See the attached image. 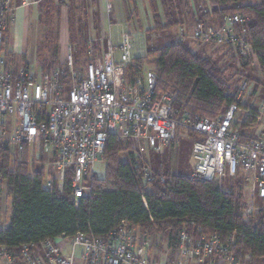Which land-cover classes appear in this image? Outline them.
Instances as JSON below:
<instances>
[{
  "label": "built area",
  "instance_id": "2783aa9c",
  "mask_svg": "<svg viewBox=\"0 0 264 264\" xmlns=\"http://www.w3.org/2000/svg\"><path fill=\"white\" fill-rule=\"evenodd\" d=\"M30 5L23 0L22 7ZM16 10L12 0H0V231L10 221L14 202L2 169L6 156L12 171L16 161L27 154L30 170L38 166L44 173V189L62 191L69 182L78 207L80 199L92 191L95 168L103 161L110 135L139 156L175 145L181 130L196 135L192 178L213 182L221 189L227 176L246 174L252 193L242 216L248 218L259 211L256 202L264 201V133L243 141L235 125L246 86L223 118L193 119L189 113L180 114L173 95L158 92L155 73L137 75L132 82L127 79L126 70L135 59L129 33H123L117 43L109 38L105 48L90 47V60L81 70L75 68L70 45L66 64L51 73L35 71L31 65L16 67L5 51ZM247 22L239 14L225 16L219 26L202 22L195 27L193 38L202 44L228 45L254 65L253 48L246 39ZM263 113L264 106L253 119L259 120ZM144 180L153 181L148 170ZM57 241L68 245V255H63ZM57 241H46L41 251L33 244L23 246L25 264H75L79 249L82 264H157L150 260L152 237L126 222L107 240L78 233ZM235 248L234 236L224 242L218 234L193 237L184 232L166 264H240ZM0 258L1 264H19L17 255L3 248Z\"/></svg>",
  "mask_w": 264,
  "mask_h": 264
},
{
  "label": "trees",
  "instance_id": "16d2710c",
  "mask_svg": "<svg viewBox=\"0 0 264 264\" xmlns=\"http://www.w3.org/2000/svg\"><path fill=\"white\" fill-rule=\"evenodd\" d=\"M248 1L161 0L166 20L152 3L154 27L150 32L165 33L181 26L191 15L196 27L202 22L219 26L225 16L239 14L248 19L246 39L253 48L254 65L246 63L237 69L235 59L243 60L228 45L225 46L236 55L222 52L220 58L214 59L219 48L214 50V55H207L205 51L193 50L187 40L176 41L173 36H164L148 49L146 56L136 57L130 63L126 70L127 79L132 82L137 75H146L145 65L154 64L158 92L171 93L174 108L180 114L189 113L193 119L223 118L236 102L243 79L254 83L256 91L259 88L264 90V0ZM77 4L76 0L69 3L43 0L38 6L36 20L43 35L36 55L42 73H51L62 66L60 35L63 7H67L65 23L75 68L81 70V66L90 60L88 39L93 31L99 34L100 15L91 11L85 0ZM182 5L187 7L184 6L185 11H182ZM107 43L106 40L105 47ZM86 55L87 60H84ZM222 58L225 64L231 62L228 68L220 65ZM8 60L16 67L20 63L30 65L24 55L10 53ZM231 70L236 72L231 74ZM251 120H254L253 116ZM189 135L196 137L192 133ZM240 135L243 141L255 139L244 133ZM125 145L114 135L108 137L103 154L105 176L93 178L91 193L80 199L78 207L69 182L62 191L44 189V173L38 166L30 170L27 154L22 161H16L18 166L12 171L9 170V156H6L2 169L14 202L10 221L0 231V248L15 253L19 264H25L21 255L25 245H36L41 251V245L46 241L73 238L78 233L107 240L122 222H126L150 236L160 233L167 239L173 255L184 232L193 237L218 234L224 242L234 236L237 262L264 264V201L256 202L257 213L244 218L242 209L247 201L242 187L227 191L213 182L196 180L192 174L183 176L172 174L163 166L154 168L145 161V156L135 154ZM127 149L131 152H125ZM122 153H127V161H122ZM146 170L152 174V182L144 180ZM161 178L166 182L162 183ZM157 258L150 256L152 262Z\"/></svg>",
  "mask_w": 264,
  "mask_h": 264
},
{
  "label": "rangeland",
  "instance_id": "374dc122",
  "mask_svg": "<svg viewBox=\"0 0 264 264\" xmlns=\"http://www.w3.org/2000/svg\"><path fill=\"white\" fill-rule=\"evenodd\" d=\"M42 1L43 0H29L31 5L29 8H25L22 7L23 0H12L13 7L17 9L15 12L16 22L10 28L7 41L8 43L5 47V51L10 52L15 37H20L23 43H18V52L16 50L14 51L17 53L16 55L26 56V61L30 63L31 68L35 71H42L36 55L38 45L43 35V31L37 25L36 20L37 8ZM53 1L56 3H59L60 1L69 3L70 0ZM81 1L84 0H76V2H78L77 5H79ZM85 2L89 3L91 6V11H97L99 13L101 20L99 34L91 31L92 34H90L88 39L90 43H88L87 51L90 49V47L105 48L106 40L108 41L109 38H112L113 43H117L118 38L120 39V36L123 33H129L133 41L132 44L135 50V58L146 56L148 49L155 46L156 41L164 36H173L176 41L187 40L189 41V44L193 50H202L205 51L207 55H214L215 46H212L210 43L209 46H205L193 38L195 25L192 22V15L190 16L191 18L189 17V19H185L181 26L174 27L165 33L150 32V30L154 27V10L152 3L154 6H156V9L159 10L163 20H166L164 17V8L161 4V0H85ZM95 2L97 4H95ZM254 2H256V0L248 1V3ZM182 6V11H185L187 7L185 5ZM61 18L62 31L66 33L67 27L65 22L67 18V7H63ZM164 44L168 45L172 43ZM217 45L219 46L220 51L217 55L215 54L213 56L214 59L220 58L222 56V52L227 54L229 52L231 56L236 55L227 46H225V44ZM63 46H65V43ZM66 54H61V58L64 60L61 62L62 65L66 64ZM85 59L87 60V55L84 60ZM220 62V65L223 66L224 69L228 68V66L231 64V62L225 64L224 58H222ZM235 62H237V69H241L242 66L246 64L245 61H238V59H235ZM86 64L82 66L85 67ZM22 65L23 63H20L18 67ZM82 66L81 69L83 68ZM235 72V70L230 71L231 74ZM144 73H155V65L146 64L144 67ZM256 75L259 76L258 74ZM242 86H246V90L241 102L240 111L237 113L235 119V125L240 133H244L251 137H258L264 133V113L261 114L259 120H251V116H254L257 113H262V107L264 106V90L259 88L256 91L254 88L255 84L250 83L247 79H243L240 82L239 87ZM243 125H245V127ZM178 140L179 144L168 147L163 152L154 153L149 151L145 155V161H148L149 164L154 168L160 169L163 166L165 170L170 171L172 174L190 176L195 166L193 148L196 138L181 130L178 134ZM125 146L126 148L129 147L127 144ZM128 149L125 152H131ZM127 153H122V161L128 160ZM14 166H18V163H16ZM95 171L99 177H104L106 172L105 163L103 161L99 162L96 165ZM246 177V174H241V177L237 178H231L227 176L224 181L225 190L236 191L240 186L242 187L243 192L246 194V201H249L251 198L252 187L245 179ZM8 217L9 216H7V219ZM151 237L154 244L152 254L158 255L161 257V259L171 258L172 254L168 248V242L166 241L167 239H164L160 233L154 234ZM41 257L44 258L43 253H41Z\"/></svg>",
  "mask_w": 264,
  "mask_h": 264
},
{
  "label": "crops",
  "instance_id": "0c3cea01",
  "mask_svg": "<svg viewBox=\"0 0 264 264\" xmlns=\"http://www.w3.org/2000/svg\"><path fill=\"white\" fill-rule=\"evenodd\" d=\"M17 33V32H16ZM22 41V39L20 38V37H18V36H16L15 37V40H14V42H13V44H12V49H13V52H12V49H11V51L9 52V54L12 52L13 54H17V53H15V51L14 50H16L17 52H18V48H19V46H18V43H23V41ZM65 43V46H63V44ZM60 45H61V54L62 55H65L66 53V58H67V56H68V48H69V36H68V32H66V33H64V31H62V28H61V35H60ZM218 49L219 48V46L216 44L215 45V49ZM65 58V59H66ZM62 61H64V60H62V58H61V62ZM261 136V135H260ZM260 136H258V137H254L255 139H257V138H259ZM8 225V224H7ZM57 244H59V246L61 247V248H63V255H68L69 253H70V249H69V247H68V245H66V243H64V242H60V241H57ZM152 252H153V250H152ZM152 252H151V257L154 255V254H152ZM76 261H75V264H82V260H81V257H82V250H77V252H76ZM155 256H157L158 258H157V261H156V263L157 264H166V259H161V257H159L158 255H156L155 254ZM20 262V261H19ZM2 263V260H1V258H0V264ZM220 264H223L222 262L220 263Z\"/></svg>",
  "mask_w": 264,
  "mask_h": 264
}]
</instances>
